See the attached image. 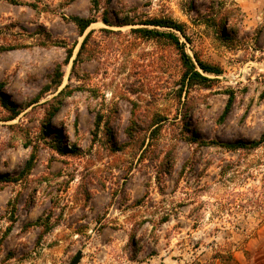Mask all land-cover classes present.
<instances>
[{"label":"rangeland","instance_id":"1","mask_svg":"<svg viewBox=\"0 0 264 264\" xmlns=\"http://www.w3.org/2000/svg\"><path fill=\"white\" fill-rule=\"evenodd\" d=\"M153 17L221 74L181 92ZM0 93V264H264V0H0Z\"/></svg>","mask_w":264,"mask_h":264},{"label":"trees","instance_id":"2","mask_svg":"<svg viewBox=\"0 0 264 264\" xmlns=\"http://www.w3.org/2000/svg\"><path fill=\"white\" fill-rule=\"evenodd\" d=\"M94 4H95V6H97L96 3H94ZM211 19H212L213 24L215 25L216 23L214 21L215 20L214 17H212ZM211 19L205 18L202 21L199 20V22H201V24L208 25V21ZM69 20L72 21L75 24V26L77 27L78 34L81 36L83 35V38L79 44L76 56L72 60V66L71 67H72V69H74L75 65L77 64V62L80 60V58L82 56L85 45L88 41L90 34L92 33V30L87 31L86 33H84V32L95 21V19L91 16L83 17V16L72 15L69 17ZM102 21L104 23L108 24L107 23L108 21L106 18H102ZM142 24L150 25V26H152V28L137 27L136 29L134 28L132 30L140 33L143 36H150V37L164 36V37L168 38L171 41V43L178 50L179 61H180V65L182 68V75L180 78V91L181 92L184 89V87H191V86L197 85V84L207 86L213 81V78L209 77V75L221 74L222 69L219 66L213 65V64H210V63H207V62L201 60L196 55V53H193V55H190L186 51L185 43L183 41H181V39H180V36H181L186 41H188V37H187L186 31H185V24L178 22L171 17H153L151 19H147V20L143 21ZM159 28H162L163 30H160ZM226 39L232 40L231 37H229V36H226ZM72 50H73L72 47L67 49L66 62H68L69 59L71 58ZM61 78H62V73H61L60 69L57 68L56 72L53 75L52 81L54 82V84L56 86H58L61 82ZM48 88H49L48 85H46L45 90H48ZM71 92H72V89H69L68 85H65L63 88L58 90L57 93L49 100V102L51 101L52 106H51V110L46 111V117L53 116L55 114V112L59 109L63 98L65 96H67L68 94H70ZM232 100H233V93L229 92L227 103H226L225 108L223 110V113L221 115L222 118L229 111ZM0 101L3 105H7L5 98L3 97V95L1 93H0ZM34 102H36V99H35V101H33V103ZM10 110L12 111V114L10 115L9 119H13L18 115L19 112L16 111L14 108H11ZM153 131H154V129L152 130V132ZM260 142H261V140L254 141V142L249 143V144L242 143V142H238V143L226 142V143H223V142H216V141H212L211 143L233 149V148L255 147ZM28 144H30V143H28ZM28 144H26V145H28ZM35 150H36V146L33 145L31 147L29 158L26 160V163L24 165L23 173H28L31 170V168L33 167L34 160H35ZM229 258H230V260H234L230 256H229ZM234 262H236V261H234Z\"/></svg>","mask_w":264,"mask_h":264},{"label":"water","instance_id":"3","mask_svg":"<svg viewBox=\"0 0 264 264\" xmlns=\"http://www.w3.org/2000/svg\"><path fill=\"white\" fill-rule=\"evenodd\" d=\"M82 257V250H77L68 264H78Z\"/></svg>","mask_w":264,"mask_h":264}]
</instances>
